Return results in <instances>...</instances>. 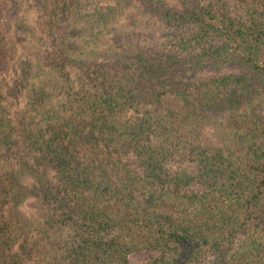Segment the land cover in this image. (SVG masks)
<instances>
[{
  "label": "trees",
  "instance_id": "trees-1",
  "mask_svg": "<svg viewBox=\"0 0 264 264\" xmlns=\"http://www.w3.org/2000/svg\"><path fill=\"white\" fill-rule=\"evenodd\" d=\"M138 1L176 44L111 50L104 64L77 46L63 49L50 67L69 85L33 89L13 119L0 90V264H128L142 250L160 253L153 264H264V154L213 150L197 133L209 114L243 110V118L250 109L246 122L255 114L264 94V0H233L255 38L233 31L238 23L220 0H176L182 9ZM46 2L55 32L112 24L124 4L84 21L92 15H83V0ZM8 54L0 40V75ZM228 61L240 74L195 78ZM66 69L79 74L74 83ZM256 80L259 90H249ZM23 86L10 90L14 103ZM171 146L203 168L196 180L157 163Z\"/></svg>",
  "mask_w": 264,
  "mask_h": 264
},
{
  "label": "rangeland",
  "instance_id": "rangeland-1",
  "mask_svg": "<svg viewBox=\"0 0 264 264\" xmlns=\"http://www.w3.org/2000/svg\"><path fill=\"white\" fill-rule=\"evenodd\" d=\"M83 1L86 2L85 9L82 11L83 15H89V17L92 15V18L85 17L84 21H93L96 11L104 13V9L113 6L116 0ZM164 1L170 7L182 9L176 0ZM220 5L226 16L237 21L238 26L233 31L240 30L244 35L255 38L256 34L252 32L253 28L248 22V14L238 4L233 0H220ZM45 6H47L46 0H0V40L5 43L8 53L13 55L7 72L0 75V90L1 95L7 101L4 103L11 119L16 118L18 113L26 107L28 97L33 89L40 88L44 84L52 85V83L59 86L69 85L68 81H62L66 80V77L59 74L58 68L54 70L53 67H50L51 63L56 60V55L63 49L70 52L69 48L77 46L81 52L87 55L88 60L97 59L99 63L104 64L108 63L111 50L126 51L128 46H131L132 50H135V47L143 48V50L144 48L155 50L156 46L162 42L168 46L171 45V42L175 43L171 36L163 37L168 31L149 15L150 8L138 0H124L120 11L117 10L115 13L116 20L112 24L108 25L103 20H99L92 26L91 24L85 26L83 23L82 25L74 24L75 30H72L71 27H63L64 30L60 29L56 32L48 28L46 21L48 6L47 8ZM116 38L120 40L115 42ZM229 47L235 48V46ZM59 55L63 56L64 54L59 53ZM59 61L57 59L56 63H62ZM27 62L31 65L29 74L23 69V64ZM262 63L264 64V62ZM66 72L69 73L70 83H74L75 77L79 74L71 69H66ZM221 74L238 75L240 71L238 67L230 65L228 61L219 70L197 75L195 78L211 79ZM193 78L194 76L191 81H196ZM18 82L24 85V89L20 88L21 94L18 95L17 103H14L16 100H11L13 98L9 96V92ZM260 84L259 80L251 82L249 90H259L258 85ZM252 108L255 114H251L247 122L250 109L243 118L240 117L243 110L235 114L206 115L197 131L200 140L204 144L209 143L208 145L213 150L222 149L225 153H232L236 156L238 146H241L240 149L243 150L244 155H249L251 160L263 155L264 94L257 96ZM126 118L133 120L136 115L130 112ZM180 150L179 147L171 146L168 150L170 154L165 151V154L161 152L162 156H158L160 154L153 156H158L157 163H160L172 175L189 176L196 180L203 168L198 167L197 163L190 162L189 159H182L179 155H174L175 152H171H180ZM193 184L194 182L190 187ZM159 255L160 253L157 251L142 250L130 254L127 261L128 264H153L155 260L159 259Z\"/></svg>",
  "mask_w": 264,
  "mask_h": 264
}]
</instances>
